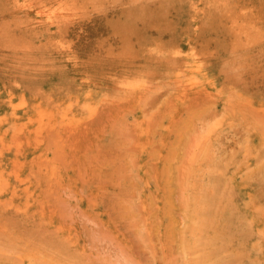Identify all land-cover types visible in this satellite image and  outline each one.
Returning <instances> with one entry per match:
<instances>
[{
    "label": "rangeland",
    "instance_id": "1",
    "mask_svg": "<svg viewBox=\"0 0 264 264\" xmlns=\"http://www.w3.org/2000/svg\"><path fill=\"white\" fill-rule=\"evenodd\" d=\"M33 1L0 0V264H264V0Z\"/></svg>",
    "mask_w": 264,
    "mask_h": 264
},
{
    "label": "bare ground",
    "instance_id": "2",
    "mask_svg": "<svg viewBox=\"0 0 264 264\" xmlns=\"http://www.w3.org/2000/svg\"><path fill=\"white\" fill-rule=\"evenodd\" d=\"M33 1V0H32ZM40 1L37 5V8H34L35 5H31L30 8L32 9V13L36 18H42V19H48L51 21H55L58 24H77L82 23L84 19L89 18L91 14H89V0H37ZM201 1V0H200ZM216 1V0H215ZM36 1H33L32 3H35ZM205 2V1H204ZM26 3V2H25ZM218 3V2H217ZM199 4V3H197ZM24 5V4H23ZM205 5V4H204ZM208 6V5H207ZM54 7V14H50V10H52ZM123 7V6H122ZM125 7V6H124ZM213 7V6H211ZM17 8V6H16ZM207 8V7H206ZM15 9V8H14ZM25 9V8H22ZM199 13V12H198ZM201 13V12H200ZM141 16V15H140ZM234 16V15H233ZM197 17H199L197 15ZM209 18V14H208ZM30 19V18H29ZM259 19V18H258ZM245 20V19H244ZM27 21V20H26ZM17 22V21H16ZM248 22V21H247ZM261 22V21H260ZM19 23V22H18ZM217 23V22H216ZM213 24V23H211ZM250 24V22H249ZM210 28V27H209ZM208 28V29H209ZM246 28V27H245ZM253 30V29H252ZM36 31V30H35ZM254 32V31H253ZM114 33V32H113ZM114 35V34H113ZM38 37V35H37ZM17 40V39H16ZM25 46V45H24ZM176 46V45H175ZM249 46V45H248ZM28 48V47H27ZM24 49V48H23ZM133 49V48H131ZM171 49V48H170ZM124 53V51H123ZM120 54V53H118ZM130 54V52H129ZM181 52L177 51L176 56H181ZM169 55V54H168ZM173 55V54H170ZM127 56V55H126ZM152 56V55H151ZM117 57V56H116ZM171 57V56H169ZM262 57V56H261ZM248 58V57H247ZM254 60V58H253ZM256 60H258L256 58ZM174 61V60H173ZM172 62V61H171ZM12 65V64H11ZM14 65V64H13ZM255 65V64H254ZM18 66V65H17ZM259 66V65H258ZM230 68V66H229ZM257 68V67H256ZM235 69V68H234ZM247 69V68H246ZM245 69V70H246ZM36 70V69H35ZM233 70V69H232ZM242 70L244 68L242 67ZM244 70V71H245ZM249 70V69H248ZM253 70V68H252ZM255 70V69H254ZM253 70V71H254ZM7 71V70H6ZM230 71V70H229ZM235 70L232 72L234 73ZM240 71V70H239ZM231 72V71H230ZM237 72V70H236ZM235 72V74H236ZM264 72V71H263ZM20 73V72H19ZM238 73V72H237ZM262 73V72H261ZM10 74V73H9ZM232 74V75H235ZM228 75V73H227ZM226 75V76H227ZM11 76V75H10ZM236 76V75H235ZM252 76V75H251ZM250 77V76H249ZM255 77V76H254ZM243 78V77H242ZM237 80V79H236ZM245 80V79H244ZM242 81V80H241ZM15 109V108H14ZM66 115V114H65ZM69 117V116H68Z\"/></svg>",
    "mask_w": 264,
    "mask_h": 264
}]
</instances>
